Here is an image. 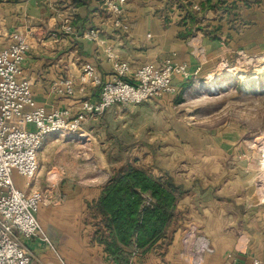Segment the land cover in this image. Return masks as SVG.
Wrapping results in <instances>:
<instances>
[{
  "label": "crops",
  "instance_id": "obj_1",
  "mask_svg": "<svg viewBox=\"0 0 264 264\" xmlns=\"http://www.w3.org/2000/svg\"><path fill=\"white\" fill-rule=\"evenodd\" d=\"M82 1L84 5L79 4L81 0H0V49L13 44L16 36L26 39L30 49L23 75L32 84L37 106L48 112L69 108L75 112L83 100H99L100 88L88 86L81 92L79 76L82 65L90 64L103 81L111 80L113 62L107 51L118 61L128 62L132 72L171 59L186 65L191 76L230 53L264 50V0H224L218 8L200 12L192 7L196 0H127L121 15L126 31L114 26L115 16L104 7L106 0ZM65 20L71 21L73 34L62 31ZM197 24L220 27V38L203 36ZM190 28L191 35L186 36ZM91 29L99 30L102 44L84 37ZM69 77L78 83L77 96L53 95L52 85ZM188 79L175 76L177 89ZM175 95L156 100L172 104ZM175 182L188 194L194 191ZM104 186L93 199L86 197L88 189L77 187L64 192L67 201L40 208L37 218L50 243L21 239L30 264H112L104 247L90 241L91 228L85 223L89 204ZM29 187L25 183L18 188ZM202 195V201L186 195L178 201L180 221L164 252L158 244L145 255L135 256L132 264H254V260L264 264V204L242 206L229 201L227 206L216 194ZM190 228L197 233L187 239ZM205 245L209 251L200 253Z\"/></svg>",
  "mask_w": 264,
  "mask_h": 264
},
{
  "label": "rangeland",
  "instance_id": "obj_2",
  "mask_svg": "<svg viewBox=\"0 0 264 264\" xmlns=\"http://www.w3.org/2000/svg\"><path fill=\"white\" fill-rule=\"evenodd\" d=\"M225 69L234 70L235 79L209 89ZM263 70L264 50L230 53L191 75L172 104L113 106L87 124L81 138L51 136L28 191H41L47 207L67 201L64 192L77 187L93 199L128 161L155 176H174L194 188L186 196L197 202L207 193L227 206L264 204ZM14 181L17 187L26 183L17 174ZM196 233L190 228L186 238Z\"/></svg>",
  "mask_w": 264,
  "mask_h": 264
},
{
  "label": "built area",
  "instance_id": "obj_3",
  "mask_svg": "<svg viewBox=\"0 0 264 264\" xmlns=\"http://www.w3.org/2000/svg\"><path fill=\"white\" fill-rule=\"evenodd\" d=\"M6 2V0H4ZM192 7L201 11V5L217 0H196ZM127 0H106L104 6L115 16L114 26L126 31L121 15ZM70 20H65L62 31L73 34ZM84 37L102 44L99 30H88ZM29 43L21 36L15 37L10 46L0 49V264H30L27 250L21 239H42L50 243L42 230L37 215L45 203V195L38 190L19 189L14 175L31 183L40 168L39 155L47 140L55 135L83 137L87 124L117 105L140 104L166 95L177 94L175 76L190 77L186 65H176L166 59L161 64H149L132 72L128 62H120L111 51L107 55L112 63L113 78L103 81L95 66L81 67L79 85L72 78H64L51 87V93L62 98L77 96L78 85L82 90L88 86L100 88L97 101L83 100L73 112L65 110L46 111L38 107L33 96L32 84L23 75ZM132 75V76H131ZM132 77V78H131ZM209 251L205 245L200 253ZM200 258V256L198 257ZM195 262H198L197 258ZM254 264H261L254 260Z\"/></svg>",
  "mask_w": 264,
  "mask_h": 264
},
{
  "label": "trees",
  "instance_id": "obj_4",
  "mask_svg": "<svg viewBox=\"0 0 264 264\" xmlns=\"http://www.w3.org/2000/svg\"><path fill=\"white\" fill-rule=\"evenodd\" d=\"M223 3L217 0L212 6L207 2L201 9L214 10ZM191 28L186 36L191 35ZM220 31V27L197 24V32L212 40L220 38ZM186 194L168 174L155 176L126 161L114 169L98 199L88 206L85 223L91 228L90 241L104 247L112 264H132L135 256L145 255L158 244L164 252L180 221L177 203Z\"/></svg>",
  "mask_w": 264,
  "mask_h": 264
},
{
  "label": "bare ground",
  "instance_id": "obj_5",
  "mask_svg": "<svg viewBox=\"0 0 264 264\" xmlns=\"http://www.w3.org/2000/svg\"><path fill=\"white\" fill-rule=\"evenodd\" d=\"M262 74L264 75V70L262 71ZM236 77V74L234 73V70H229V69H225L221 72V74H219L218 77L211 79V81L209 82V89H216L217 86H219L220 84H222V80H227V81H232L234 80ZM250 79H247V83L249 82ZM224 84V83H223Z\"/></svg>",
  "mask_w": 264,
  "mask_h": 264
}]
</instances>
